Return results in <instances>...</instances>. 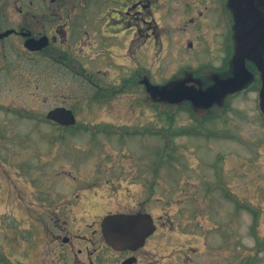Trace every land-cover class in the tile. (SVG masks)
I'll list each match as a JSON object with an SVG mask.
<instances>
[{
	"label": "rangeland",
	"instance_id": "1",
	"mask_svg": "<svg viewBox=\"0 0 264 264\" xmlns=\"http://www.w3.org/2000/svg\"><path fill=\"white\" fill-rule=\"evenodd\" d=\"M9 3L20 18L16 0ZM33 8L30 24L50 35V52L28 53L16 39L0 44V254L10 264H89L90 252L105 248L104 214L144 210L158 229L138 251L142 264H264L258 90L236 94L224 116L205 124L214 136L62 131L17 113L66 106L90 125L168 126L143 87L122 84L135 71L164 83L184 68L224 66V27L211 23L212 9L193 24L182 0H34ZM191 115L180 110L173 127L193 124ZM59 196L80 203L71 244L56 236L50 213ZM106 255L105 264L123 257Z\"/></svg>",
	"mask_w": 264,
	"mask_h": 264
},
{
	"label": "flooded vegetation",
	"instance_id": "2",
	"mask_svg": "<svg viewBox=\"0 0 264 264\" xmlns=\"http://www.w3.org/2000/svg\"><path fill=\"white\" fill-rule=\"evenodd\" d=\"M188 14V23L199 24L201 18L209 17V9H212L213 20L211 23L224 27V47L227 55L224 58V66H219L221 71H227V75L236 76L235 58L241 50H245L244 54L245 66L249 71L248 89L258 90L259 97L262 98V91L264 89V0H182ZM25 2V1H24ZM196 2H199L198 4ZM200 2L204 4V9L200 8ZM20 3V0H16V8L20 12V18L13 20L10 15L11 4L9 0H0V44L10 42V40H18L23 48L28 53L34 55H46L50 51L51 38L46 32L36 33L31 26L30 15L33 12L34 0L29 3ZM62 5V4H61ZM60 9L61 7L58 6ZM40 10V4H38ZM56 9V8H55ZM197 10L198 12H196ZM35 11V10H34ZM43 14L44 11H43ZM223 34V35H224ZM43 37L48 38V44L42 46L38 42ZM30 39H34V42H30ZM6 43V44H7ZM192 46V42H190ZM63 56V55H62ZM60 58V57H58ZM55 57V59H58ZM63 58V57H61ZM60 58V59H61ZM60 62V60H58ZM263 109L264 118V104L261 105ZM99 182V181H97ZM76 204V205H75ZM80 204V203H79ZM79 204L74 199L68 196H59L57 201L50 208L52 217L56 219L57 225L61 231L58 236L62 239V244L73 243L74 237H70L72 229L71 216L74 217L75 210ZM118 212H110L104 214L102 217ZM126 214H138L149 213L153 219V225L155 230L151 232L146 238L145 242L133 248L131 246L126 248H115L110 245L105 239L101 222L99 224V231L102 237L101 243H104L101 253L94 255V251L90 252L89 264H105L106 252L108 250H114L123 254L118 264H142L138 251L147 246L149 240L156 233L158 226L157 222L150 212L139 210L137 212H119ZM102 218V219H103ZM64 234L63 236H61ZM101 246V245H100ZM99 247L94 250L97 251ZM79 253H84L83 249H79ZM97 258V260H95ZM83 264V263H82Z\"/></svg>",
	"mask_w": 264,
	"mask_h": 264
},
{
	"label": "trees",
	"instance_id": "3",
	"mask_svg": "<svg viewBox=\"0 0 264 264\" xmlns=\"http://www.w3.org/2000/svg\"><path fill=\"white\" fill-rule=\"evenodd\" d=\"M202 68L197 70L190 71L191 74L189 76L185 73L184 69L181 70L177 76L173 77L172 79L168 80L164 83H158L152 81L149 77L146 76L141 71H135L133 75L128 78V80L124 79L123 87L128 85H135L141 86L144 88L145 92H147L148 97L152 105L157 107V113L159 117L162 116L167 117L169 121V125L163 126H143V127H128V126H117V125H90L86 123H79L76 127L77 128H84L91 130L93 132H105V133H119L123 136L122 133L135 135H158L162 138L169 137L171 139L175 138L176 136L181 135H201L206 134L207 136H211L209 132L206 131L205 124L217 117H222L224 112L229 108V102L231 97L234 94H228L221 98L218 101H215L211 106H206L205 104H196L191 100L182 97L181 94H177L172 92L174 89H189L191 91H197L199 84L202 81H207L209 76L206 78H200L203 76ZM200 73V74H199ZM196 78H193V76ZM199 76V78H197ZM107 90L99 89V93H106ZM110 93V91H108ZM180 110H187L189 111L193 117V124L189 126H181V127H173V117L174 115L178 114ZM20 114L23 116H31L32 113L22 112ZM224 116V115H223ZM214 133V132H213ZM215 134V133H214ZM171 149L170 141H166L162 146L158 149V159L163 161L165 157L169 155V151ZM156 168L155 171L158 172V162L155 163ZM156 177V176H155ZM154 177V178H155ZM0 261L4 262L5 264H10L11 261L6 258V256L0 254Z\"/></svg>",
	"mask_w": 264,
	"mask_h": 264
},
{
	"label": "water",
	"instance_id": "4",
	"mask_svg": "<svg viewBox=\"0 0 264 264\" xmlns=\"http://www.w3.org/2000/svg\"><path fill=\"white\" fill-rule=\"evenodd\" d=\"M34 42V39H30ZM38 42L41 45L48 44V38L43 37ZM245 50H241L235 58L236 76L228 77L217 81L213 86L198 91L187 89H174L172 92L181 94L182 97L190 99L196 104L211 106L215 101L220 100L225 94L246 85L249 81V71L245 66ZM264 89L262 91V96ZM264 104V96H263ZM47 117L64 125L75 124L77 119L72 109L65 106H58L51 109ZM155 230L153 219L148 213L124 214L116 213L107 215L102 222V231L105 239L115 248H136L145 242V238Z\"/></svg>",
	"mask_w": 264,
	"mask_h": 264
}]
</instances>
